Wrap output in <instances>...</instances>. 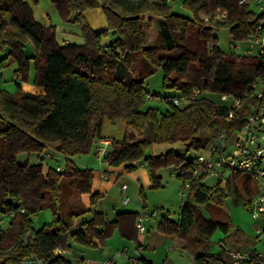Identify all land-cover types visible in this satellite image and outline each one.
<instances>
[{
  "label": "trees",
  "instance_id": "obj_1",
  "mask_svg": "<svg viewBox=\"0 0 264 264\" xmlns=\"http://www.w3.org/2000/svg\"><path fill=\"white\" fill-rule=\"evenodd\" d=\"M48 1L61 21L79 27L81 44L59 41L55 27L37 23L23 0H0V70L16 64L20 82H27L33 71L32 84L43 90L33 94L19 86L14 93L0 89V264H27L31 258L71 264L65 255L53 252L69 251L71 243L94 248L96 241L104 246L115 231L136 239V213H119L110 221L93 212L90 219L75 224L91 212L82 197L88 195L93 206L100 196L92 193L93 171L79 168L72 157L89 152L104 138L105 119L123 122L121 138L111 139L112 148L104 157L110 168L132 172L142 162L149 169L151 188L157 189L161 187L157 172L175 167L179 182L190 181L186 198L217 208L222 215L227 195H238L242 175L232 173L225 186L207 187L200 178L192 179L191 168L213 134L241 126L247 104L257 103L250 86L264 80V65L253 56L222 53L213 31L228 27L236 42L243 41L254 33L255 13L239 4L241 0H182L192 18L174 14L168 0ZM95 8L105 16L104 31L93 32L85 22L83 13ZM221 11L226 22L213 21ZM27 43L32 46L30 56L25 54ZM159 70L163 89L177 92L186 106L179 108L174 99L156 96L155 101L168 109L146 107L144 84ZM204 93L240 99L241 108L228 120L227 105ZM176 143L192 157L173 150L148 155L153 145ZM53 144L65 165L59 172L49 168L44 173V156ZM20 155H35L38 163H20ZM242 186L248 205L256 187L250 177ZM42 211H50L52 225L34 228L32 217ZM218 229L227 233L229 222L205 219L183 201L177 218L165 213L157 232L183 240L184 247L195 253L193 264H200L212 256L202 249ZM230 239V249L244 252L256 244L238 230ZM130 264L151 263L138 257Z\"/></svg>",
  "mask_w": 264,
  "mask_h": 264
},
{
  "label": "rangeland",
  "instance_id": "obj_2",
  "mask_svg": "<svg viewBox=\"0 0 264 264\" xmlns=\"http://www.w3.org/2000/svg\"><path fill=\"white\" fill-rule=\"evenodd\" d=\"M168 2L172 7V12L174 14L186 18H192L190 11L183 7L182 0H168ZM200 17L201 19L205 18L203 14H201ZM203 21L207 24L205 19H203ZM63 35L64 34L59 33V41H61ZM213 35L216 38L217 47L224 54L237 53L238 55H243L246 50H249L252 56L256 54L255 46L250 45L249 42H236L232 38L228 27L214 29ZM69 38L72 43L81 40H77L74 36H69ZM234 45H238V47L234 48ZM31 53V43H27L25 45V54L30 55ZM16 83H18V81L15 82L12 79L6 80L0 78V89L14 93L18 89ZM144 88L149 95H154L160 98L170 97L174 99L179 108L187 105V101L178 98L177 92L166 91L163 89L162 74L160 70L146 80ZM256 90H264V80L257 82ZM203 96L213 102L221 103V96L218 94L204 93ZM146 107L159 108L160 112H164L168 109V107L160 101L147 102ZM122 130V121H116L113 123L108 119H105L103 122L102 135L104 138L118 140L121 138ZM54 145L55 144L46 150L47 153L52 156V159L50 158L49 160H46L43 164L44 173L48 171L49 168L55 169L57 166H60L61 169L64 168L65 157L58 154L56 155L53 149ZM166 149L167 146H164L158 153H163ZM173 149L176 154L185 155L187 158L192 157V152L186 153L185 148L182 145L177 144ZM151 151L152 150L148 152V155L152 154ZM72 162L79 168L91 169L95 172V175H98V172L104 173L109 169V166L104 160L97 156L96 145H93L89 152L72 157ZM136 167L137 172L134 174L125 173L123 168L115 169L111 173L108 172L106 173L108 177L107 181L101 179L96 180V176L94 179V181H96V190L94 192L101 196L93 206H90L88 196L84 195L82 197L83 204L87 209L91 210V212L76 220L75 224L90 219L93 212L104 214L108 220H114L119 213L138 212L140 215L137 219L141 216L144 217L143 226L145 231L141 234L136 233V239L121 236L118 231H115L105 241L106 245L100 246V248H86L71 243L69 252L65 254V257L71 262V264H82V261L83 264H105V262H110L111 264H124L129 258L138 257H143L151 264H193L195 253L190 248L183 247L184 243L181 240L176 238H166L159 235L157 231H154L155 229L151 227L152 224L148 216L141 215L142 213H140L141 210L144 209L149 212L154 209L158 215L159 212L162 211L169 213L172 218L176 219L180 210V205L183 201H187L188 204L195 206L205 219L227 220L230 224V229L227 233H224L220 229L215 231L208 240L207 249H202L203 253L207 252L212 256H221L224 254L231 248L230 237L234 234L235 230L244 234L249 240L255 239V228L258 223L253 220L251 214L247 211V197L242 186V182L248 177L247 175L240 174L242 177L241 181L238 183V195H235L233 192L227 195L224 201L223 210H221L222 215H218L217 208L212 209L208 204H195L192 199H187L185 196L181 198L179 195L181 182L176 178L178 171L175 170V167L167 166L158 171L159 176L161 177V187L157 189L149 188L152 184L149 179L150 174L148 167L142 162H138ZM230 175L231 174H228L227 178H229ZM147 180L149 181V184H147ZM215 184H217L215 179H209L207 181V187H213ZM224 184L225 183L222 185L225 186ZM122 185L127 186L125 192L120 191ZM183 193L185 195L187 194L186 191ZM124 198L128 199V203L125 205L122 203ZM32 220L34 228L50 226L52 225V214L50 211H42L33 216ZM7 222L8 220L5 219V223L2 224V226L5 227ZM255 246L256 250L259 252L264 249L262 244H255ZM138 248L140 250H138ZM252 248L253 246H250L249 244L246 249H249L248 252H250V249L252 250ZM121 252L125 253L126 258L120 256Z\"/></svg>",
  "mask_w": 264,
  "mask_h": 264
},
{
  "label": "built area",
  "instance_id": "obj_3",
  "mask_svg": "<svg viewBox=\"0 0 264 264\" xmlns=\"http://www.w3.org/2000/svg\"><path fill=\"white\" fill-rule=\"evenodd\" d=\"M239 4L252 10L257 16V20L253 23L254 33L243 41H247L250 45L255 46L256 57L264 65V0H241ZM227 19L225 12H220L213 17V21L225 23ZM205 22L208 19L205 18ZM238 42V41H237ZM238 45H234L237 48ZM237 54V53H236ZM245 56H252L249 50L243 54ZM257 83L250 86L253 90L252 96L257 103H249L244 109V115L241 119V126L227 133L224 129L218 130L210 138L204 150L197 153L194 163L191 168L190 175L192 179H201L203 184H207L209 179H215L217 183H227L228 174H245L250 177L256 187L255 195L251 202L247 205V211L251 214L253 220L258 225L255 228L256 244L264 246V90L257 91ZM198 91L195 90L194 94ZM146 101L152 102L157 99L156 96L147 94ZM221 104L227 105L229 108L227 119L231 120L234 115V110L241 108L240 99L232 96L221 95ZM112 148V140L109 138H102L98 140L96 145V154L99 158L104 160L105 155ZM45 159L51 156L49 153L45 154ZM56 171H61L60 166L55 168ZM190 181L185 180L181 183L179 195L181 198L188 195ZM126 186L121 187V191H126ZM186 191V195L183 193ZM122 203H128V199L124 198ZM183 203V202H182ZM23 212V210H20ZM11 216V215H10ZM143 216L137 219L135 230L138 234L145 231L143 226ZM148 218L151 221L152 228L157 229L161 217L156 211L150 213ZM2 222V221H1ZM27 237L24 236V239ZM138 250H140L138 248ZM54 255H65L62 249H56ZM120 256L126 258L125 253L121 252ZM136 258H129V262ZM27 264H45L43 260L31 258ZM105 264H111L105 262ZM113 264V263H112ZM200 264H264V249L259 252L254 249L251 252H243L241 250L229 249L224 253V257L208 256L202 259Z\"/></svg>",
  "mask_w": 264,
  "mask_h": 264
},
{
  "label": "crops",
  "instance_id": "obj_4",
  "mask_svg": "<svg viewBox=\"0 0 264 264\" xmlns=\"http://www.w3.org/2000/svg\"><path fill=\"white\" fill-rule=\"evenodd\" d=\"M23 1L29 4V6H30V8L32 10V13H33V17H34V19H35V21L37 23H39V24H41L42 26H45V27H50V26L53 25L55 27V30H56L57 38H58L59 33L64 34L62 36L63 38L61 39V42H64V43H69L70 42V43H72L69 40L70 39L69 36H74L77 40L78 39H81L82 40L81 35H80V29H79V27L76 26V25H73V24H70V23H65V22L61 21V19L59 18L58 14L56 13L55 9L53 8V6L51 5V3L49 1H47V0H37L36 3L33 2V0H23ZM83 16H84V19H85L86 24L90 27V29L93 32H100V31H104V30L107 29L106 19H105V16L102 13V11H101L100 8H95V9H92V10L85 11L83 13ZM66 35H68V36H66ZM81 40H79L78 42H73V43L74 44H81L83 42ZM30 55H32V53ZM30 55H27V56H30ZM16 68H17L16 67V64H12V65H10L9 67H7V68H5L3 70H0V78L1 79H6V80L12 79L13 81L17 82L16 81V77H15ZM32 80H33V71L30 72L29 79H28L27 82H20V81H18L20 83H16V85H17V87L19 86L20 89L23 92H28V93H33V94H40V93H42L43 90L41 88L35 87L32 84ZM177 144H179V143H176V144H173V145H158V144L153 145L152 146V149H151L152 150L151 151L152 152L151 155L152 156H159V155L165 154L169 150H173L174 151L173 147L175 145H177ZM96 145H97V143H96ZM164 146H167V149L165 150V152L158 153L159 151H161V149ZM50 158L52 159V156ZM49 159H47V160H49ZM18 161L20 163L29 162L30 164L34 165V164H37L38 163V158L35 155H32L29 158H27V156H25V155H20L18 157ZM31 161H35V162H31ZM119 168H122V167H119ZM119 168H116V169H119ZM114 170H115L114 168H110L109 167V169H107L104 173H99L98 172V175H95V172H93L92 193H95L94 191L96 190V188H95V184H96L95 182L96 181H94L95 177L97 176L96 177V180L97 179L98 180L101 179V180H106L107 181L108 180L107 179L108 177H107L106 173H108V172L111 173ZM123 171L125 172L124 169H123ZM136 172H137V170L135 169L132 172H125V173H127V174H134ZM149 174H150V172H149ZM157 175L159 176V173L158 172H157ZM149 179H150L151 184H152L151 177H149ZM146 182H147V184H149V181L148 180ZM121 187H120V191H121ZM151 187H152V185L149 186V188H151ZM126 188H127V186H126ZM98 195L101 196L100 194H98ZM86 196H88V195H86ZM88 198H89V196H88ZM153 211H154V209L151 210L150 212L144 209V210H141L140 213H142L141 215L149 216L150 213L153 212ZM131 213H136V214L140 215L138 212H131ZM164 214H165V212H162V211L159 212V215H160L161 219H162V217H163ZM110 221H112V220H110ZM154 231H157V229H155ZM136 233H137V231H136ZM159 235H161V234H159ZM161 236H163V235H161ZM163 237H166V236H163ZM166 238H176V237H166ZM176 239H178V238H176ZM178 240H180V239H178ZM140 241H141V238H140ZM181 241L184 243L183 240H181ZM95 243H96V246L94 248H100L99 244L96 241H95ZM254 247L256 248V246H254ZM254 247L252 248V250L254 249ZM68 252L69 251H65V254L68 253ZM194 257H193V259H194ZM130 263L131 262H129V260H127V262L124 263V264H130ZM82 264H83V261H82ZM84 264H86V263H84Z\"/></svg>",
  "mask_w": 264,
  "mask_h": 264
},
{
  "label": "water",
  "instance_id": "obj_5",
  "mask_svg": "<svg viewBox=\"0 0 264 264\" xmlns=\"http://www.w3.org/2000/svg\"><path fill=\"white\" fill-rule=\"evenodd\" d=\"M18 83H20V82H18Z\"/></svg>",
  "mask_w": 264,
  "mask_h": 264
}]
</instances>
